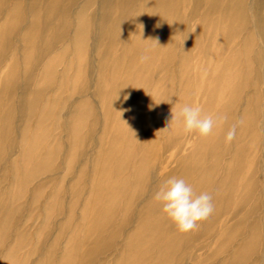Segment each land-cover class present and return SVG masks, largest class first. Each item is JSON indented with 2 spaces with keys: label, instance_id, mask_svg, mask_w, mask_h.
Returning a JSON list of instances; mask_svg holds the SVG:
<instances>
[{
  "label": "rangeland",
  "instance_id": "rangeland-1",
  "mask_svg": "<svg viewBox=\"0 0 264 264\" xmlns=\"http://www.w3.org/2000/svg\"><path fill=\"white\" fill-rule=\"evenodd\" d=\"M15 1H3L2 8L8 12ZM52 1L23 0L24 20L21 29H14L9 34L8 43H11V46L13 44V47L11 50L5 48L0 51V145L3 148L5 146V153L0 154V264L6 260L9 253L13 254L9 264H63L67 260L66 264H264L261 255L264 254V250L259 255L251 254L242 263L231 257L234 251L236 253L240 250L242 240L251 236L253 218L258 217L263 224L261 250L262 247L264 248V77L258 86L260 92L259 125L263 137L255 153L256 159H259L256 167L258 168V181L261 185V206H257V212L248 218L246 225L241 226L242 229L238 232H242L244 229V233L242 232V235L232 243L236 234L232 231L233 228L239 227L242 218L247 215L244 206L234 209L244 199L241 186H243L245 178L241 176L235 179L232 177L233 175L228 176L230 178L228 184L222 186L221 183H224L221 181L222 178L220 179L222 169L218 168L216 157L224 154L220 148L217 151L206 149L207 146L212 147L213 140L216 138L215 134L219 135L225 129L228 115L224 116L225 119L221 123L214 126L216 133H211L208 140L185 133L177 120L170 130L176 143L169 146L170 135L156 129L151 114H147L146 110L141 109L139 117L129 123H124L118 119L116 113H113L116 99L112 98L113 100L105 103L104 96L101 95L104 84L101 82L102 78L106 76L105 83L109 84L111 66L109 67L108 61L114 60L125 48H128V52L124 55V59L131 61L133 58L132 48L133 45H138L139 41L136 42L135 35L139 32L142 18L137 17L136 27L133 26L130 30L128 25L134 18V12H132L134 8L141 6L146 0H129L128 2H132V4L125 6L127 8L119 15V18L118 13L113 11L101 20L99 14H101L100 4L103 0H98V4L94 5L90 12H87L86 19H90L92 12L96 13L89 42V67H85L87 68V79L75 84L73 80L76 67L73 65L69 69V61L75 56H73L74 52L67 48L71 45L76 33L78 13L87 0H61L58 9L50 15ZM195 4H197L196 0L178 1L177 20L173 15L169 20H166L171 25L168 27L175 32L174 49L171 55L172 63L163 70L161 69L167 53V45L163 41L159 49L160 56L158 59H154L149 73L145 74L150 77L147 82L143 83L145 90L149 88L153 80L154 83L160 82L162 90L169 91L172 87L170 92L175 94L172 100L169 101L167 98L168 101L160 105V111H163L160 114L162 115L160 124L165 120L170 121L171 109L176 101L181 102V98H177V96L181 93L180 90L183 91L184 87L188 85V81L191 84L192 94L190 99L185 101L189 105L198 106L202 115L215 117V110L220 104L227 103L229 99L231 101L228 95L229 91H219L209 101L208 91L200 85V76H205L203 73L204 64L210 58L209 54L208 60L205 61L200 49L208 48L211 52L217 45H211L203 39H199L196 43L198 37L202 35L200 17L207 6ZM223 4L225 5L219 7L220 13L226 6L225 0H223ZM33 5L40 7L41 10L39 14L41 33L35 40L31 69L24 74V52L22 51H26L27 48L24 45L20 48L19 43L23 30L28 31L33 26L31 22V15L34 13L31 8ZM246 8L250 14L249 24L240 34V38H244L248 31L255 32L258 44L255 49L263 54V60L254 68L262 72V76H264V26L259 24V21L264 22V0H247ZM191 13L192 15L189 16ZM217 14L219 13L217 12ZM215 25L220 29L227 27V23H215ZM209 30L211 31L210 27ZM165 33V36L161 35L162 40H166L171 35L168 31ZM53 39H55L53 47L51 45L50 48L47 47L46 44ZM133 41L134 43H132ZM237 41L238 39L235 40V44ZM190 44L193 45L190 47ZM16 46L15 51L13 48ZM255 54L256 51L251 55L255 56ZM53 55L60 56L55 83L52 87L44 90L38 105L33 109L32 107L35 105L32 106L31 101L35 95L32 89L26 88L27 82L24 80L26 79L30 84L31 79L37 77L39 79L43 72V66ZM186 56L190 61L184 65L183 58L185 59ZM11 62L17 66L15 71L17 75L21 76L19 87L22 89L25 83L26 96L20 109L17 108V97L12 99L8 97L12 82L6 78V73L11 67ZM75 62L76 60H74V64H76ZM135 62L137 67H142L143 63L139 62V58ZM20 63L22 66L19 65ZM243 66L240 65L239 68L243 70ZM189 72L191 77L187 78ZM66 74L64 94L62 98L55 101L56 89ZM169 74L174 79V84L171 83V86L167 80H164L167 77L170 78ZM123 81L124 77L121 76L117 83L121 84ZM119 86L121 87V85ZM72 94L70 103L87 94L89 104L93 107L94 112L88 116V120L83 117L76 119V122L83 123L78 131L79 137L83 136L84 141L79 146H76L75 138L71 140L69 133L71 126L69 118L71 117L70 114H67L68 103L64 101ZM147 97V93L141 95L135 104L143 105L145 108L152 106L151 100ZM126 98L129 99V96L127 95ZM253 98V88L247 89L242 98L243 101L238 102V105L235 104L237 110L241 106L243 107L246 101H249L252 108ZM142 99H145L143 103H141ZM108 106L109 110L106 109ZM13 110H15L13 125L7 130L6 121L9 113H12ZM11 116L12 114H10ZM41 120L44 121L43 129L38 132L46 130L47 139L43 142L45 148L40 150H42V157L46 150L55 151V158L52 161L53 172L52 174H43L35 180L28 177L25 194L20 198L17 187L22 179L20 171H22V167L24 168L23 163L29 152L30 137L35 135V129L39 127ZM122 127L131 130L130 140L137 143L134 150L132 144H127L130 148L128 151V154L131 155L130 161L133 160L132 162H135L136 165L141 164L147 168H141V172L134 179L129 177L130 180L127 182L129 191H126L125 198L120 196L116 200L119 209L113 213L107 212L105 206L108 203L114 206L115 200L110 202L107 195L109 189L102 185L99 179L102 168L116 166L123 159L124 153L115 152V149L123 144L122 140L118 141L115 138L116 133ZM230 127L227 125V130ZM159 132L160 135H158ZM238 135L237 129L236 137ZM249 139V136H245L244 142H248ZM228 144L230 145L231 142ZM142 147L145 152L153 151L156 154L149 156L143 163H139L138 160L144 153L141 150ZM111 148H115L113 154H109ZM69 158L73 160V163L69 173H66ZM231 158H233V152L225 157L227 159L225 162L227 161L230 169L237 166V162L231 161ZM40 160L42 159H35L33 165H40ZM249 160L247 159V161ZM112 171L113 175L116 173L115 177L118 175L117 180L130 174L129 169L125 170L124 175L121 171L117 172V168H113ZM205 173L211 182L210 186L213 185L208 193L212 197L214 210L206 220L199 223L195 230L182 234L176 230L175 225L162 214L160 209L144 210V206H147L149 202L151 204L154 200V192L169 177L184 178L198 194L205 189L203 181H201ZM121 183L122 181L118 182L120 185ZM101 185L104 186L106 193L98 196V188ZM230 185L235 186V190ZM218 186L222 188L221 196H218L216 192ZM229 187L231 191H229ZM58 188H60V192L54 193ZM134 190L137 192L133 199V206L128 211L123 208L124 202L128 199L132 202L131 193ZM39 193L40 196H37ZM96 195L99 199L95 198ZM254 203L255 200L250 202V206ZM93 220H97L94 223L100 227L92 229ZM122 222L130 224L122 230ZM203 224L204 226H202ZM115 238V244H112L110 241ZM157 252H159L158 255H156Z\"/></svg>",
  "mask_w": 264,
  "mask_h": 264
},
{
  "label": "bare ground",
  "instance_id": "bare-ground-1",
  "mask_svg": "<svg viewBox=\"0 0 264 264\" xmlns=\"http://www.w3.org/2000/svg\"><path fill=\"white\" fill-rule=\"evenodd\" d=\"M3 1L0 0V51L7 48L8 50H11L13 47L10 45L11 43H8L9 40V34L12 30H20L23 20H24V13H23V0H16L13 4L12 8L8 10V12L3 9ZM129 0H103V2L100 4L101 7V14H99L101 17V20L105 19V16L109 14V12H116L119 15L125 11L127 7L126 5H131V3L128 2ZM134 1V0H132ZM179 0H146L141 6L134 8L132 12L133 19L128 25L129 30L132 29L131 27H136L137 20L139 18L141 19V24L139 28L138 34L135 35V39H137L136 42H138L137 46L133 45V58L131 61L125 60L124 55L128 52V48L121 50L122 52L120 55H118L114 60L108 61L109 67L111 66V73L109 77V84L105 83L106 76L102 78V84H103V91L101 93L102 96H104L105 103L110 102L113 100L112 98L116 99L114 102V112L116 113L118 119L120 121H123L124 123H129L139 117L140 110H146L147 114H151V117L153 118V122L156 125V129H164L167 126L168 121H164L163 123H159L160 118L162 115H160L163 111H160L161 106L163 103H166L168 101L167 98H169V101L173 99L174 93L170 92L172 91V87L169 91L162 90L160 86V82L152 80L151 85L149 88L145 90V87H143V83L147 82L150 77L146 76L145 74H148L150 71L151 64L154 62V59H158L160 56L159 49L162 45V42L164 41L165 45H167V53L165 54V58L163 60V66L161 69L163 70L167 66H169L172 63V51L174 49V30L170 29L168 26L169 18L171 15H173L174 19L177 20V6H178ZM187 1V0H185ZM226 6L224 7L223 12H219V7L223 6V0H196L197 4L200 6H207L204 13L201 14L200 20H201V31L202 35L201 37H198L196 40V43L199 39H203L204 41L209 42L211 45L216 44L217 46H214V49L210 52L208 48L200 49L201 54H203L205 61L208 60V55L210 54L209 60L204 64L203 73L205 76L201 77V84L204 86L205 90L208 91V99L211 101L210 98L215 97L214 95L217 94L219 91L228 92L229 91V97L231 98V101L226 103H221L220 106L215 110L217 115H223L227 116V125L232 126L236 121L243 120V125L239 126L238 132L239 135L233 139L231 144H225L224 137L227 132V125L225 126V129L219 133H216L215 129L213 128V132H215V139L213 140L212 147H206L208 151H217V149H221L223 156H217L216 161L218 163V168L222 169L220 179L222 182V186H226L228 184L227 182L230 180L228 176H232L235 179L237 177H244L245 180L243 182V186H241V190L243 193V201L240 203L239 206H235L234 209H237L239 207H246L247 215L244 216L239 223V227H234L232 231H234L236 234L234 235V239L232 240V243L236 241V238L242 235V232L244 233V229L242 232H238L244 225H246L248 218H251L253 214H255L257 211V206H261L260 202V196H261V185L258 181V168L257 162L259 159H256L255 153L257 150V147L259 146L261 139L263 135L261 134V128L259 125V99H260V92H259V85L263 81L262 72L259 70H256L254 66L261 62L263 60V54L261 52H257L256 46L257 44V38L256 34L253 31H248L244 38H240V34H242L246 27L249 24V10H247V0H225ZM61 0H53L51 2V10L49 11L50 15L51 13L55 12L58 9V5L60 4ZM173 2V3H172ZM206 2H208L206 4ZM134 3V2H133ZM98 4V0H87L86 4L83 6V8L78 13V24L76 27V33L74 34L73 40L71 42V45L67 48L71 52L73 51L75 58L69 61V69L75 65L76 72L74 74V80L73 83L77 82H83L87 78L86 70L89 67L88 64V53H89V42H90V35L91 30L93 26L94 17L96 18V13L92 12L90 14V19H86L87 12H90L91 9L94 7V5ZM195 4V5H197ZM249 4V3H248ZM197 5V6H198ZM151 6V7H150ZM251 6V5H249ZM248 6V7H249ZM32 11L34 10L33 15H31V22L33 23L32 28L28 29V31H24L22 33V38L20 40L19 46L20 48L24 45L27 49L24 52V74L31 69V62H33L34 58V49H35V40L39 38V35L41 33L40 27H39V14L41 12L40 7H37L36 5H33ZM249 9V8H248ZM130 12V13H132ZM217 12L219 14H217ZM98 14V13H97ZM217 14V15H216ZM189 14V16H191ZM252 15V14H251ZM217 16V18H215ZM215 21V22H214ZM253 21V20H252ZM140 22V20H139ZM216 24L221 23H227L226 28H218L216 27ZM259 24L261 26H264L263 21H259ZM171 26V25H170ZM209 27L211 28V31L209 30ZM168 31L171 35L166 39L162 40L161 35L166 34L165 32ZM15 32V31H14ZM21 33V32H20ZM18 34V33H17ZM165 36V35H164ZM121 38V37H120ZM125 40H128L127 38H124ZM238 41L235 44V40ZM134 40V39H133ZM240 40H242L240 42ZM55 39L53 41L51 40L46 44L47 47L50 48V45L53 47ZM124 41V40H123ZM135 41V40H134ZM134 41L132 43H134ZM234 41V42H233ZM129 42V41H128ZM218 42V43H217ZM25 43V44H24ZM231 43H234V45H231ZM193 44H190V47ZM128 47V46H127ZM17 46L13 48V50L16 51ZM66 50V51H68ZM147 50L149 59L145 62H143L142 67H137V63L135 62L140 54ZM256 51L255 56H252L251 54ZM228 57V58H227ZM60 56H51L47 60L46 64L43 66V72H41V76L39 79H31L30 84L26 81V88L32 89L33 93L35 95V98L32 99V107L33 109L38 105L41 95L43 94L44 90L52 87L55 79V74L58 69L59 59ZM74 60H76V64H74ZM190 59L189 57L183 58L184 65H187L189 63ZM11 67L9 68V71L6 73V78L9 79L10 82H12V88L9 90V99L16 98L18 99V105L17 108L22 107V102H24L25 96H26V89H25V83L23 84V88L21 89L19 86L20 83V77L17 75L16 67L14 62H11ZM19 64L22 66V64ZM240 65H244V69L241 70L239 67ZM212 67L211 69L209 67ZM191 73H188L187 78H190ZM66 75L63 76L62 82L58 85L54 99L55 101H58V99L62 98L63 92L65 91V80ZM124 77V81L121 84H118V79L120 77ZM166 79L169 85L172 83L174 84V79L171 77V74H169ZM24 77V76H23ZM204 77V79H203ZM26 78V77H25ZM28 79V78H27ZM37 79V80H36ZM197 79V77H196ZM255 79V80H253ZM169 80V81H168ZM205 80V81H204ZM64 81V83H63ZM29 85V86H27ZM121 85V87L119 86ZM190 83L188 81V85L184 87V90L180 92L177 96L181 98V102H175L174 103V111L175 113L179 112V109L185 105L188 104L186 99H190V96L192 94V90L190 87ZM171 86V85H170ZM179 86V85H178ZM170 88V87H169ZM254 90V102L252 104V108L249 105V101H246L245 104H243V107L239 110H237V107L235 104L238 105V102L243 101V96L245 95L247 89ZM181 89V88H180ZM145 90V91H144ZM74 91V89H73ZM74 93V92H73ZM147 93V99L149 98L151 100L152 106L145 108L143 105L140 106L139 104L136 105V100L143 94ZM129 96V99L126 98V96ZM210 96V97H209ZM73 97L69 95L68 98H66L64 101L68 103V112L67 114H70V117H67L70 119L71 126L69 128V133L71 136V140H74V138L77 140L76 146H79L80 144H83L84 137H79V128L83 124L76 122V119L83 117L84 119L88 120L90 115L94 114L93 107L89 104V99L87 94L82 97H78L74 101L70 103L71 98ZM145 99L141 101L143 103ZM66 103V104H67ZM226 103V104H225ZM230 103V105H229ZM169 104V103H168ZM154 105V107H153ZM189 105V104H188ZM172 107V108H173ZM109 110V106L106 108ZM105 109V110H106ZM234 109V111H233ZM251 110H253V113H251ZM14 111L12 113H9V116L7 118V130L13 125V119H14ZM19 111V110H18ZM20 112V111H19ZM10 114L12 116L10 117ZM172 115V113H171ZM170 115V119H171ZM263 117V116H262ZM68 119V120H69ZM262 119V118H261ZM170 122V121H169ZM43 123L44 121L41 120L39 122V127L35 129V135L33 137L31 136V142H30V148L29 152L27 154V158L24 160L22 171L21 172V180L19 182L18 187V195L20 198L23 197L25 194L26 189V179L33 178L35 180L36 178L42 176L43 174H52L53 172V162L55 158V151L52 150H46L44 157H42V150L41 148H45V143H43L47 139V132L46 130H43V132H38L41 129H43ZM175 124V123H174ZM174 124L172 126H174ZM178 125V122H177ZM133 126V125H132ZM170 130H162L164 134H168L169 146L176 143V140L174 141L172 137V133H170ZM42 131V130H41ZM130 133V134H129ZM131 130L125 129V127H122L118 133H116V139L122 140V145L117 147L114 146L115 152H121L123 154V159L119 161L116 166H105L101 169L100 174V182L102 185H105L108 191L107 195L110 198V202H113L115 200L114 206H111V203H108L105 207L107 212H113L115 213L119 209L118 202L116 201L120 196L124 197L126 196L127 189V182L130 180L129 177L131 176L133 179L135 176L141 172L144 168V165L139 164L136 165V163L130 161L131 155L128 154V151H130V148L127 144H132L133 150L136 148L135 142H131L133 140L131 139ZM160 135V132L159 134ZM211 134L206 137V140L210 138ZM249 136L250 139L248 142H244V137ZM243 138V140H242ZM129 139V140H128ZM204 139V142L206 141ZM117 141V140H116ZM117 145V144H116ZM139 145V143H138ZM177 145V144H176ZM140 148V146H139ZM138 148V149H139ZM114 149H110L111 152L109 154H113L112 152ZM143 150V147L141 148ZM77 150H75L76 152ZM144 151V150H143ZM233 152V158H231V161L237 162V166H234V168H231L228 166L227 161L225 162V157L230 155ZM5 153V146L3 148L2 145H0V154ZM77 153V152H76ZM152 153V154H151ZM155 152H145L140 156L139 163H143L145 159H147L149 156H154ZM263 154V153H261ZM76 155V154H75ZM220 155V154H219ZM42 159L40 160V165H33V161L35 159ZM247 159H250L247 161ZM257 160V161H256ZM225 162V165L223 166ZM250 162V164H249ZM73 160L69 158V161L67 163V172L69 173L70 167L72 166ZM248 163V164H245ZM141 165V166H140ZM263 165V164H262ZM264 166V165H263ZM262 166V167H263ZM26 168V169H25ZM113 168L118 169L117 172L121 171L124 175L125 170H130V174L127 175V177L124 175V177H121L118 179V175H113ZM40 172V173H38ZM203 176V186L204 189L203 192H209V189L213 186L211 182L209 181L208 176ZM112 176V177H111ZM122 176V175H121ZM115 177V178H113ZM113 178V179H112ZM228 179V180H227ZM30 181V180H29ZM122 181L121 185L118 184V182ZM264 181V180H263ZM28 182V181H27ZM140 185L142 183H139ZM101 185V186H102ZM99 189V192L97 195L99 196L102 193H106L104 186H102ZM231 186V185H230ZM232 189L235 190V186H231ZM222 188L221 186H218L217 189V195L221 196L222 194ZM229 191L230 187H229ZM60 192V188H58L54 193ZM137 190H134L131 193L132 202L126 200L124 202V207L126 210L129 211L130 208L133 206V199L136 194ZM96 195V199H99ZM40 196V193L37 195ZM55 198H57L55 196ZM255 200V203L250 206V202H253ZM95 201V200H94ZM96 203V202H94ZM131 203V204H130ZM111 204V205H110ZM249 206V208H248ZM87 207V206H86ZM85 207V208H86ZM160 209L161 205L158 201L153 200L150 204L147 203V206H144V210H152V209ZM248 208V209H247ZM94 219V218H93ZM254 222L251 225L252 226V234L250 237H245L241 244H240V250L238 252L232 253L231 257H233V260L235 259L237 262L242 263L245 259L251 256V254L259 255V253H263L264 248L262 247L261 250V233L263 230V224L260 221V219L253 218ZM94 222H97V220L92 221L91 228L97 229L100 226H97ZM129 222H122V230L129 226ZM204 226V224L202 225ZM231 231V230H230ZM3 236V235H2ZM117 238V237H116ZM116 238L113 241H110L112 244H115ZM147 238V237H146ZM264 238V237H263ZM129 245V243H128ZM222 247V245L219 247V249ZM221 250V249H220ZM261 250V251H260ZM241 251V252H240ZM150 252V251H149ZM155 252V251H154ZM255 252V253H254ZM159 252L156 253L158 255ZM262 258L264 259V254H261ZM13 257V254L9 253L6 257V260H4L1 264H9L8 262L11 261V258ZM156 257V256H155ZM157 260V258H155ZM68 261V260H67ZM66 261V262H67ZM63 263V264H66Z\"/></svg>",
  "mask_w": 264,
  "mask_h": 264
},
{
  "label": "clouds",
  "instance_id": "clouds-1",
  "mask_svg": "<svg viewBox=\"0 0 264 264\" xmlns=\"http://www.w3.org/2000/svg\"><path fill=\"white\" fill-rule=\"evenodd\" d=\"M149 59L147 50L139 56V62L143 63ZM171 119L162 130H169L179 120L185 133L194 134V137L201 139L208 137L214 126L221 123L223 115H202V111L195 105H183L178 113L174 107L171 109ZM244 121L238 120L227 130L224 142L228 144L237 135V128L243 125ZM160 130V131H162ZM153 199L161 205V212L182 234L195 230L199 223L206 220L213 212L214 206L212 197L207 192L196 193L193 187L184 178L175 176L169 177L154 192Z\"/></svg>",
  "mask_w": 264,
  "mask_h": 264
}]
</instances>
